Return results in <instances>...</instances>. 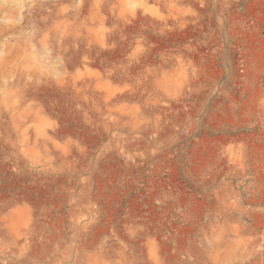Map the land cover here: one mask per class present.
Returning <instances> with one entry per match:
<instances>
[{
	"label": "rangeland",
	"instance_id": "374dc122",
	"mask_svg": "<svg viewBox=\"0 0 264 264\" xmlns=\"http://www.w3.org/2000/svg\"><path fill=\"white\" fill-rule=\"evenodd\" d=\"M0 264H264V0H0Z\"/></svg>",
	"mask_w": 264,
	"mask_h": 264
}]
</instances>
